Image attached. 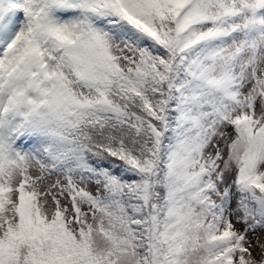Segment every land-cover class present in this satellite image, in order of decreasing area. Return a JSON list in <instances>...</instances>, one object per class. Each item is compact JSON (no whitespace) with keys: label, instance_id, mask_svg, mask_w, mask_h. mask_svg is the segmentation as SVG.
I'll use <instances>...</instances> for the list:
<instances>
[{"label":"snow or ice","instance_id":"snow-or-ice-1","mask_svg":"<svg viewBox=\"0 0 264 264\" xmlns=\"http://www.w3.org/2000/svg\"><path fill=\"white\" fill-rule=\"evenodd\" d=\"M261 232L264 0H0V264H264Z\"/></svg>","mask_w":264,"mask_h":264},{"label":"rangeland","instance_id":"rangeland-1","mask_svg":"<svg viewBox=\"0 0 264 264\" xmlns=\"http://www.w3.org/2000/svg\"><path fill=\"white\" fill-rule=\"evenodd\" d=\"M237 227H238V228H242L243 226H242V225H238ZM257 236L260 237V240H261L262 242H264V232L257 233ZM249 239L253 240L254 243L257 242V241H256V238L253 237V236H251V234L249 235ZM257 251H258V250H254V255L257 254ZM257 258L259 259V257H257Z\"/></svg>","mask_w":264,"mask_h":264}]
</instances>
